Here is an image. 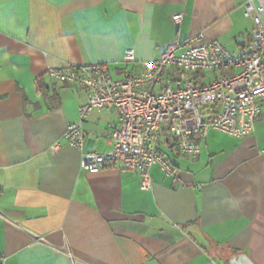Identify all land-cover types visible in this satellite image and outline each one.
<instances>
[{
	"label": "crops",
	"instance_id": "crops-1",
	"mask_svg": "<svg viewBox=\"0 0 264 264\" xmlns=\"http://www.w3.org/2000/svg\"><path fill=\"white\" fill-rule=\"evenodd\" d=\"M245 0H0V254L6 264H264V99L244 139L211 131L196 158L163 147L179 183L151 169L153 187L117 164L82 169L63 141L86 88L50 70L106 63L115 79L203 33L232 53L250 49ZM183 15L175 24L173 17ZM231 70L196 74L203 85ZM115 115L84 122L87 151L107 153ZM57 143L61 148L53 153Z\"/></svg>",
	"mask_w": 264,
	"mask_h": 264
},
{
	"label": "built area",
	"instance_id": "built-area-1",
	"mask_svg": "<svg viewBox=\"0 0 264 264\" xmlns=\"http://www.w3.org/2000/svg\"><path fill=\"white\" fill-rule=\"evenodd\" d=\"M245 17L252 20V45L238 53L221 42L207 41L203 33L171 45L158 59L137 61L133 50L123 64L140 65L138 73L126 71L115 79L106 63L68 64L50 70L55 83L71 84L88 90L87 102L79 108V121L68 125L63 141L82 154L83 170L97 174L117 164L141 177L140 188L151 190V169L160 166L166 178L179 183L177 171L163 147L178 155L196 158L200 143L211 131L236 139L248 137L262 114L264 99V0H245ZM183 15H175V24ZM231 70L199 85L196 74ZM96 110L115 115L112 147L107 153L85 148L84 122ZM57 143L51 149L56 153ZM7 259L0 254V264Z\"/></svg>",
	"mask_w": 264,
	"mask_h": 264
},
{
	"label": "water",
	"instance_id": "water-1",
	"mask_svg": "<svg viewBox=\"0 0 264 264\" xmlns=\"http://www.w3.org/2000/svg\"><path fill=\"white\" fill-rule=\"evenodd\" d=\"M229 264H255V263L247 255H237L230 258Z\"/></svg>",
	"mask_w": 264,
	"mask_h": 264
}]
</instances>
